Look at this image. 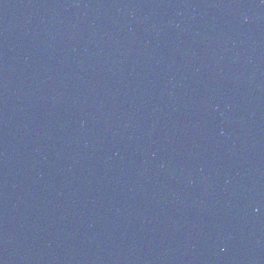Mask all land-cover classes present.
Here are the masks:
<instances>
[{"label": "water", "instance_id": "water-1", "mask_svg": "<svg viewBox=\"0 0 264 264\" xmlns=\"http://www.w3.org/2000/svg\"><path fill=\"white\" fill-rule=\"evenodd\" d=\"M0 264H264V0H0Z\"/></svg>", "mask_w": 264, "mask_h": 264}]
</instances>
